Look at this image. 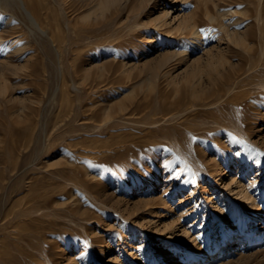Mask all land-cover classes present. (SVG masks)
Returning <instances> with one entry per match:
<instances>
[{
  "label": "rangeland",
  "instance_id": "374dc122",
  "mask_svg": "<svg viewBox=\"0 0 264 264\" xmlns=\"http://www.w3.org/2000/svg\"><path fill=\"white\" fill-rule=\"evenodd\" d=\"M0 1V264H264V0Z\"/></svg>",
  "mask_w": 264,
  "mask_h": 264
},
{
  "label": "bare ground",
  "instance_id": "6f19581e",
  "mask_svg": "<svg viewBox=\"0 0 264 264\" xmlns=\"http://www.w3.org/2000/svg\"><path fill=\"white\" fill-rule=\"evenodd\" d=\"M75 1V0H74ZM73 0H67V5H69V6H71L73 3L72 2H74ZM79 1V0H78ZM83 1V0H82ZM203 1V3H204V8H205V14L208 16V18H209V20L210 21H212V23H214L215 22V20L217 21V18L214 16V15H211L210 14V4H208V0H202ZM215 1V0H214ZM213 1V2H214ZM240 1V0H239ZM0 2H2L3 3V1H0ZM93 2V1H92ZM80 3V2H79ZM82 3V2H81ZM80 3V4H81ZM84 3V2H83ZM82 3V4H83ZM94 3V2H93ZM97 3V2H96ZM198 3H200V2H198ZM202 3V4H203ZM4 6L3 5H1V7H3V10L5 9L6 11H8L9 10V8H11L12 6H14V5H17V6H19V8L23 11V13H24V15H25V17L27 18V20L30 22V24H32L35 28H37L38 30H40L41 32H43L44 33V30L42 29V27H41V25H40V23H39V19L41 18V14H42V10H43V4H42V1L41 0H4ZM25 4H27L28 5V7H26V5ZM82 4H81V6H82ZM79 5V4H78ZM200 5V4H199ZM215 5V4H214ZM216 6V5H215ZM77 7V6H76ZM80 7V6H79ZM83 7V6H82ZM218 6H216V8H217ZM73 8V7H72ZM71 9V8H70ZM2 10V9H1ZM218 10H220V9H218ZM218 12H220V14L222 13L221 11H218ZM197 12L196 11H194L190 16H187V17H185L183 20H182V22H181V24H180V31H181V36H184L185 38H186V43L184 44V48H183V52L185 53V55L187 56V55H190V54H192L194 51H197L198 49H200V48H202L203 47V45L206 43L205 41H207V40H205V35L203 34V32L201 31V30H199V26H197V18L195 17V15L194 14H196ZM228 14V13H227ZM226 14V15H227ZM168 15V14H167ZM167 15L165 14V17H167ZM221 15H223V13L221 14ZM228 16V15H227ZM221 17V16H220ZM223 18V17H222ZM163 20V19H162ZM228 20H229V18H228ZM223 21V20H222ZM106 22V21H105ZM219 22V21H218ZM224 22V21H223ZM104 23V22H103ZM220 25L221 26H223V23L221 24V22H220ZM224 26H225V24H224ZM180 36V37H181ZM183 37V39H185ZM15 39V41H14V43H12V46H13V48H14V50L13 51H16V50H20V46H18L17 44H16V41H18V39H16V37L14 38ZM12 42V41H11ZM185 42V41H184ZM12 48V49H13ZM11 49V50H12ZM13 51H11V52H13ZM17 52V51H16ZM10 55H12V54H10ZM16 55V54H15ZM3 56H6V58H10V56L8 57V54H4ZM14 56V55H13ZM7 59H3L2 58V60L0 61V64L2 65V64H5ZM8 61V60H7ZM10 61V60H9ZM0 65V66H1ZM6 65V64H5ZM224 86V85H223ZM224 91V90H223ZM222 91V92H223ZM222 96V95H221ZM220 97V96H219ZM217 98V97H216ZM222 122V121H221ZM233 124H234V122H233ZM232 124V125H233ZM231 125V124H230ZM240 126V125H239ZM218 128V127H217ZM249 132V131H248ZM251 132V131H250ZM231 135V134H230ZM232 136V135H231ZM225 175V171H221V173H220V176H224ZM141 187H135L134 188V190H133V194H138V193H140L141 192V189H140ZM42 192V191H41ZM41 194V193H40ZM39 194V195H40ZM241 194V193H240ZM239 194V195H240ZM42 195H44V194H42ZM34 196V195H33ZM35 196H36V194H35ZM246 196V195H245ZM41 198H43V197H41ZM46 198V197H45ZM49 198V197H48ZM37 200V199H36ZM40 200V199H39ZM44 200V199H43ZM49 200V199H48ZM47 200V201H48ZM240 203H241V205L244 207L243 209H245L246 208V206H247V204H250V198H248V197H245L244 198V196H243V198L242 197H240ZM43 203V202H42ZM23 205V204H22ZM32 205H33V203H32ZM36 205V204H35ZM34 206V205H33ZM47 206V205H46ZM249 206V205H248ZM251 208H253V210L252 211H256V213L258 214V217H260V218H262L263 219V217H264V209H261V208H259L257 205H255V206H253V207H251ZM19 209V208H18ZM39 209V208H38ZM22 210V209H21ZM24 210V209H23ZM34 210V209H33ZM33 210H31V211H33ZM42 210V209H41ZM41 210H40V212H41ZM45 210V209H44ZM44 210L42 211V212H44ZM26 211V210H25ZM7 212V211H6ZM36 212V211H35ZM46 212V211H45ZM226 212V211H225ZM13 213V212H12ZM22 213V212H21ZM30 213V212H29ZM37 213H39L38 211H37ZM232 213V215L231 216H234L232 219H230V220H228V216L227 217H223V221H222V224H224L225 226L227 225V228L228 227H230V226H233L234 224H235V221L237 220V218H238V213L237 212H235V210H232L231 212H230V214ZM3 214H5V213H3ZM27 214V213H26ZM34 214V213H33ZM40 214V213H39ZM44 215H45V213H44ZM7 216V215H6ZM23 216H25V215H23ZM8 217V216H7ZM9 217H11V216H9ZM13 217H15V216H13ZM41 217V216H40ZM257 217V216H256ZM231 218V217H230ZM255 218V217H254ZM4 220V219H3ZM18 220V219H17ZM7 221H8V219H7ZM6 221V222H7ZM231 221H233V222H231ZM251 221V220H250ZM13 222V221H12ZM252 222H255V219H252ZM10 223V222H9ZM13 224V223H12ZM11 224V225H12ZM221 225V224H220ZM237 225V224H236ZM247 225V224H246ZM259 225L260 226H262L263 225V223H259ZM7 226V225H6ZM224 226V227H225ZM255 226V225H254ZM8 227H10V225L8 226ZM35 227V226H34ZM239 230V229H238ZM237 228L236 227H233V229H232V231L230 230V231H228V239H230V240H232V239H234L237 235ZM19 235V234H18ZM29 238V237H28ZM263 239H264V236H263ZM262 239V240H263ZM13 240V239H12ZM23 240V239H22ZM33 240H34V237H33ZM37 240V239H36ZM239 240H245V241H247V238L246 237H244V236H241L240 238H239ZM260 240V239H259ZM264 241V240H263ZM30 245V244H29ZM239 242H238V244L237 245H235L236 247H239ZM12 246H13V243H12ZM24 246V245H23ZM217 246V245H216ZM216 246H214V247H216ZM6 247V246H5ZM14 247V246H13ZM30 248V247H29ZM240 248V247H239ZM26 249H28V248H26ZM211 249H213V248H211ZM30 250V249H29ZM39 251H40V249H39ZM206 255H207V253H205V254H203L202 256H200V262H198L197 264H206L207 263V259L209 258L210 260H213V259H215V258H213L214 257V254H211V255H209L210 257H208V258H206ZM208 256V255H207ZM9 262V261H8ZM8 262H7V264H8ZM11 263H12V261H11ZM15 264H17V263H15Z\"/></svg>",
  "mask_w": 264,
  "mask_h": 264
}]
</instances>
